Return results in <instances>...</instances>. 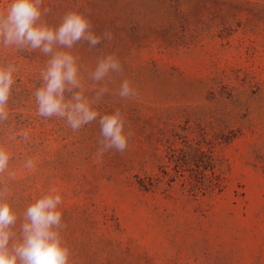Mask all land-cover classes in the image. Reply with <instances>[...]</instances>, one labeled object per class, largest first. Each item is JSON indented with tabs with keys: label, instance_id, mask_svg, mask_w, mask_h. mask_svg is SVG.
Segmentation results:
<instances>
[{
	"label": "rangeland",
	"instance_id": "1",
	"mask_svg": "<svg viewBox=\"0 0 264 264\" xmlns=\"http://www.w3.org/2000/svg\"><path fill=\"white\" fill-rule=\"evenodd\" d=\"M71 10L112 37L71 50L84 95L106 87L96 111L120 109L133 135L124 152L99 156V117L75 133L40 117L34 92L49 57L0 46V63L17 67L0 122L17 238L26 207L55 189L73 264H264V0H43L42 20L55 27ZM108 54L123 74L94 83ZM125 76L136 94L121 100ZM186 142L211 147L221 191L191 189L174 160ZM175 169L184 175L171 179Z\"/></svg>",
	"mask_w": 264,
	"mask_h": 264
},
{
	"label": "clouds",
	"instance_id": "2",
	"mask_svg": "<svg viewBox=\"0 0 264 264\" xmlns=\"http://www.w3.org/2000/svg\"><path fill=\"white\" fill-rule=\"evenodd\" d=\"M42 4L43 0H9L8 6L0 11V46L39 50L49 57L41 72L42 84L34 92L37 114L45 119H63L74 133L99 117L101 139L97 154L124 152L133 135L127 129L125 115L120 109L99 115L94 105L107 88L100 87L93 99L85 96L77 58L71 54L79 42H87L94 48L102 39L111 40V34L105 31L97 35L90 13L79 10L66 12L57 26H49L42 20ZM16 73L14 64L0 63V122L8 119ZM111 73L123 74V65L114 54L99 57L89 79L99 83ZM135 94L131 79L125 76L119 85L120 99L127 100ZM10 159V152L0 145V175L8 172ZM33 166L31 159L26 161V168ZM61 205L62 195L55 189L40 195L26 207L17 238L14 231L17 213L10 203L8 187L0 185V264H73L71 250L62 235L66 225Z\"/></svg>",
	"mask_w": 264,
	"mask_h": 264
},
{
	"label": "trees",
	"instance_id": "3",
	"mask_svg": "<svg viewBox=\"0 0 264 264\" xmlns=\"http://www.w3.org/2000/svg\"><path fill=\"white\" fill-rule=\"evenodd\" d=\"M174 160L183 170L189 171L186 179L191 189L207 193L224 188L225 175L215 162L213 151L207 143L186 142ZM179 174L183 173L175 169L170 178L174 179Z\"/></svg>",
	"mask_w": 264,
	"mask_h": 264
}]
</instances>
